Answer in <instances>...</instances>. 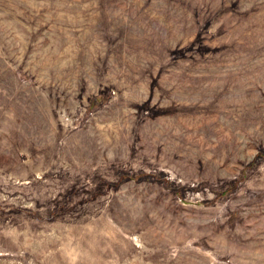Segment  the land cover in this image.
<instances>
[{
  "label": "rangeland",
  "instance_id": "374dc122",
  "mask_svg": "<svg viewBox=\"0 0 264 264\" xmlns=\"http://www.w3.org/2000/svg\"><path fill=\"white\" fill-rule=\"evenodd\" d=\"M0 264H264V0H0Z\"/></svg>",
  "mask_w": 264,
  "mask_h": 264
}]
</instances>
